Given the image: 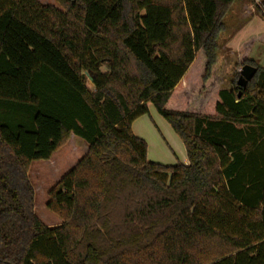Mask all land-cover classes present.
I'll list each match as a JSON object with an SVG mask.
<instances>
[{"label": "trees", "instance_id": "trees-1", "mask_svg": "<svg viewBox=\"0 0 264 264\" xmlns=\"http://www.w3.org/2000/svg\"><path fill=\"white\" fill-rule=\"evenodd\" d=\"M55 1L0 0V264H264V32L220 88L236 0ZM150 104L188 165L148 159L132 125ZM72 135L88 149L50 189L47 226L28 172Z\"/></svg>", "mask_w": 264, "mask_h": 264}, {"label": "rangeland", "instance_id": "rangeland-1", "mask_svg": "<svg viewBox=\"0 0 264 264\" xmlns=\"http://www.w3.org/2000/svg\"><path fill=\"white\" fill-rule=\"evenodd\" d=\"M44 5H59L55 0H39ZM259 0H236L223 19L225 30L218 38L216 74L220 88L229 87L234 78L237 63V43L247 33H263L264 17L256 7ZM243 4L250 12H243ZM240 9L242 15H239ZM249 18V19H247ZM233 36V37H232ZM231 39V44H227ZM233 49V51H232ZM105 71L107 68L103 66ZM241 70V69H240ZM91 86V83L89 82ZM135 133L148 143V159L166 165L174 163L188 164L189 159L183 141L171 125L150 104V114L137 120ZM88 144L72 135L66 145L56 151L49 160L33 161L28 172L35 193V211L47 226L59 225L61 219L47 207L50 189L86 154Z\"/></svg>", "mask_w": 264, "mask_h": 264}, {"label": "crops", "instance_id": "crops-1", "mask_svg": "<svg viewBox=\"0 0 264 264\" xmlns=\"http://www.w3.org/2000/svg\"><path fill=\"white\" fill-rule=\"evenodd\" d=\"M242 9H243V12H245V13H249V12H250V10L248 9V6H247L246 4H243ZM243 12H242V10L240 9V12H239L240 14H239V15H242L241 13H243ZM243 14H244V13H243ZM250 15H251V16H250L249 18L253 17L255 14L252 15L251 12H250ZM249 18H247V19H249ZM251 34H256V33H250V34L247 33L244 37H242V39H241L237 44L239 45L240 42H241L243 39L247 38V37L250 36ZM232 37H233V36H232ZM232 37L228 40L227 44H229V45L231 44V39H232ZM238 45H237V47H238ZM232 51H233V49H232ZM236 52H237V49H236ZM250 57H251L252 59H254L255 61H257L258 64L264 68V44L261 43V42H257V43L255 44V46H254L252 52H251ZM225 88H228V87H225ZM144 116H145V115H144ZM141 117L143 118V116H141ZM141 117H139L138 119H136V120L133 122L132 128H133L134 133H135V127H136L137 120L139 121V119H140ZM135 134H136V133H135ZM136 135H137V134H136ZM263 153H264V150H263ZM175 164H178V162H177V163H174V164H172V165H175ZM182 164H184V165H188L189 162H188V164H187L186 162H183Z\"/></svg>", "mask_w": 264, "mask_h": 264}, {"label": "water", "instance_id": "water-1", "mask_svg": "<svg viewBox=\"0 0 264 264\" xmlns=\"http://www.w3.org/2000/svg\"><path fill=\"white\" fill-rule=\"evenodd\" d=\"M257 68L251 65H244L240 70V76L237 80V85L245 88L249 80L255 75ZM240 96V93H239Z\"/></svg>", "mask_w": 264, "mask_h": 264}]
</instances>
